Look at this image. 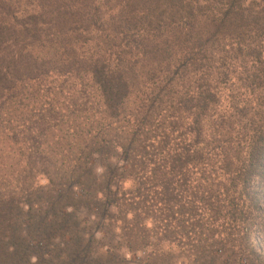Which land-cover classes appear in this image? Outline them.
Here are the masks:
<instances>
[{"label":"trees","instance_id":"obj_1","mask_svg":"<svg viewBox=\"0 0 264 264\" xmlns=\"http://www.w3.org/2000/svg\"><path fill=\"white\" fill-rule=\"evenodd\" d=\"M64 119L79 134L61 141L62 160L42 148ZM0 141L12 161L0 167V264L77 241L78 221L52 224L42 204L75 197L101 159L103 197L115 200L116 149L150 171L164 217L186 198L203 203L240 235L233 254L264 264L252 245L264 235V0H0ZM42 179L64 192L44 193ZM192 184L223 187L227 200ZM103 205L107 218L112 201ZM83 243L71 251L92 264Z\"/></svg>","mask_w":264,"mask_h":264},{"label":"rangeland","instance_id":"obj_2","mask_svg":"<svg viewBox=\"0 0 264 264\" xmlns=\"http://www.w3.org/2000/svg\"><path fill=\"white\" fill-rule=\"evenodd\" d=\"M140 87L144 88V86ZM77 127L78 125L72 127L64 119L60 126L53 127L48 133L49 136L42 149L48 155L52 153L53 156L61 158L59 156V148L63 145L61 141L69 138L70 134L72 137L78 135L79 133L77 134L75 130ZM118 127L120 126H115L116 129ZM3 138H11V136ZM5 146L6 142L1 143L0 141V167L2 168L5 164L6 166L10 164L8 161L12 162L10 159L4 158ZM121 152V149H116L110 163L111 168L114 171L117 170V178L114 183L109 185L110 189H108L112 195L115 193V200L103 197L105 192L102 182L104 183L105 179L101 180V177L105 175V165L103 164L104 160L100 158V163L97 164L94 171L95 180L89 182L87 186L78 185L76 189L74 188L75 197L72 195L67 198L62 195L63 202L53 205L50 204L53 200L51 198L42 204V212L48 211L47 217L52 224L56 223V220H61L63 214L72 215L80 225V232L77 241L71 236L66 237V240L55 238L52 247H50L51 253L42 254L32 251L28 264H83L79 261L75 251H71L74 241L78 243L80 240L84 242L83 244L88 242L89 246L84 254L87 261L88 259L94 261L92 264H251L247 257L233 254V250L238 246L237 238L240 235L236 231L230 230L232 226L227 219L228 216L221 214L220 218L212 221L209 214L204 212L203 203L196 205L197 210L191 209L189 208L190 199L186 198L187 201H179L173 207V214L167 213V217H164L163 203L152 199L154 194L157 198L159 197L158 192L150 191L145 187V178L149 176L150 171L139 172L133 164L129 166ZM20 153L21 151L15 150L14 156H18ZM97 159L96 156L93 158L94 164ZM60 165L63 167L64 164ZM213 178L218 179V176L214 174ZM47 182L42 179L40 183L45 185L44 193H52L54 197H57L64 192L57 187L50 188L46 184ZM199 184L205 185L203 181L198 182ZM191 187L193 188L188 192L192 191V194L198 193L202 196L201 192L206 191L205 195H211L209 190L213 189L221 196V202L224 199L227 200L225 198L227 190L218 185L206 190L200 189V191L194 188V184ZM201 188L203 187L201 186ZM141 195L149 196V201L143 200L145 198ZM109 200L112 201L109 217L100 218L99 213L104 207L103 203L107 204ZM183 204L188 207L184 208ZM219 204L221 207H226V202ZM37 212L40 211L37 210ZM204 219L205 227L201 224ZM194 222L196 225L192 226L191 224ZM181 231H184L185 235L182 236ZM229 237L231 241L228 240ZM256 237L254 234L255 240L252 245L264 256V235L259 240ZM213 240L216 242L224 240L227 245L222 243L224 247L212 246ZM204 241L206 245L203 244ZM262 261H264L263 258Z\"/></svg>","mask_w":264,"mask_h":264}]
</instances>
